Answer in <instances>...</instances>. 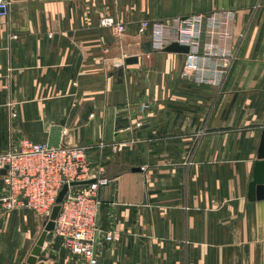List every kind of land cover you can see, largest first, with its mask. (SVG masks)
<instances>
[{"label": "crops", "instance_id": "1", "mask_svg": "<svg viewBox=\"0 0 264 264\" xmlns=\"http://www.w3.org/2000/svg\"><path fill=\"white\" fill-rule=\"evenodd\" d=\"M194 14L203 81L181 78L185 52L157 46ZM263 130L264 0H11L0 23V152L86 147L110 178L101 264H264V197L249 195ZM44 223L0 201V264L25 262ZM84 263L52 231L32 262Z\"/></svg>", "mask_w": 264, "mask_h": 264}, {"label": "built area", "instance_id": "2", "mask_svg": "<svg viewBox=\"0 0 264 264\" xmlns=\"http://www.w3.org/2000/svg\"><path fill=\"white\" fill-rule=\"evenodd\" d=\"M11 0H0V23L8 17ZM201 14L187 18H176L175 23L166 29L164 36L157 41L159 48L177 41L187 45L181 78L188 81H203L200 72L205 69L200 62L199 37L201 34ZM102 26H110L115 34H121L125 25L112 16L100 19ZM147 24L144 20L142 26ZM230 67L225 58L220 68L212 67L211 74H222ZM204 71V70H203ZM4 193L0 201L5 209L28 207L43 221H47L57 194L64 183L75 180L93 181L69 186L64 195L60 210L51 230L71 252L83 256L84 264H101L96 253L95 233L98 231L101 200L99 187L109 183L110 178L103 170L94 172L86 157L83 145L51 146L46 143H23L20 148L0 152V170ZM115 232L106 235L114 240Z\"/></svg>", "mask_w": 264, "mask_h": 264}, {"label": "water", "instance_id": "3", "mask_svg": "<svg viewBox=\"0 0 264 264\" xmlns=\"http://www.w3.org/2000/svg\"><path fill=\"white\" fill-rule=\"evenodd\" d=\"M166 51H174V52H186L188 51V46L179 44L177 41H173L169 44H167L164 48ZM131 61V60H130ZM134 170H139L140 168H133ZM1 173H5V169L0 170ZM93 181V179H88V180H75L71 181L69 183H64L62 187L60 188L57 197H56V203L53 205L49 217L47 221H45L43 230L40 233L39 237L36 240V243L34 244L30 255L26 259L25 262L22 264H32L34 261L35 257L38 255L41 246L44 242L46 234L51 231L54 227L55 224V219L58 215V212L60 210V203L68 191L69 186L73 185H79V184H86L88 182ZM256 191V197L258 198H263L264 197V130L262 133V139L261 143L259 146V151H258V158L255 161V166H254V173H253V179L249 183V195L250 197H253V192Z\"/></svg>", "mask_w": 264, "mask_h": 264}, {"label": "rangeland", "instance_id": "4", "mask_svg": "<svg viewBox=\"0 0 264 264\" xmlns=\"http://www.w3.org/2000/svg\"><path fill=\"white\" fill-rule=\"evenodd\" d=\"M3 181V180H2Z\"/></svg>", "mask_w": 264, "mask_h": 264}]
</instances>
